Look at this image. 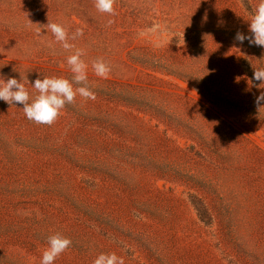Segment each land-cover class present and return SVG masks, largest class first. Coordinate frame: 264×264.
I'll return each instance as SVG.
<instances>
[{"label": "rangeland", "instance_id": "374dc122", "mask_svg": "<svg viewBox=\"0 0 264 264\" xmlns=\"http://www.w3.org/2000/svg\"><path fill=\"white\" fill-rule=\"evenodd\" d=\"M259 2L115 0L109 15L95 0H0V79L31 102L37 78L72 80L81 49L96 95L51 126L0 100V264H40L56 233L72 244L54 264H264V108L249 86L264 47L234 41Z\"/></svg>", "mask_w": 264, "mask_h": 264}, {"label": "clouds", "instance_id": "9594fccd", "mask_svg": "<svg viewBox=\"0 0 264 264\" xmlns=\"http://www.w3.org/2000/svg\"><path fill=\"white\" fill-rule=\"evenodd\" d=\"M115 0H95V8L101 12L112 15L115 13ZM111 23V21L109 22ZM47 31H51L55 42L62 45L65 50L74 47L69 42V34L66 28L58 23L49 22L44 25ZM248 33L237 31L234 41L243 44L246 40L249 45L264 47V0H260L256 6L251 20L249 21ZM83 35L82 29H77L71 39H76ZM84 51L78 49L72 55L68 56L67 64L70 67L72 80L63 77H44L37 78L32 85L38 93L34 99L25 84L16 78H8L6 81L0 79V100L8 105L18 103L23 105V112L27 119L36 124L51 126L59 117L61 110L66 104H72L77 95L85 100H95L96 95L87 86V68L88 65L81 58ZM92 68L96 76L107 79L111 68L102 59L93 62ZM237 80H239L237 78ZM251 87L261 89L259 95L255 96L254 103L258 109L264 108V68H254L253 77L250 80ZM259 82V83H256ZM75 85H81L74 87ZM72 244L70 238L64 237L60 233L48 237V247L43 251L40 264H54L55 259L64 253ZM93 264H124V260L115 253H102L93 262Z\"/></svg>", "mask_w": 264, "mask_h": 264}]
</instances>
